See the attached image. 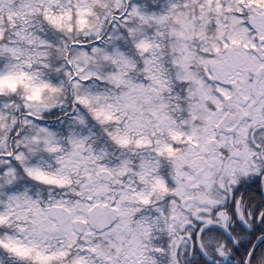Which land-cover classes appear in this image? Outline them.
<instances>
[{"label": "snow or ice", "instance_id": "snow-or-ice-1", "mask_svg": "<svg viewBox=\"0 0 264 264\" xmlns=\"http://www.w3.org/2000/svg\"><path fill=\"white\" fill-rule=\"evenodd\" d=\"M0 264H264V0H0Z\"/></svg>", "mask_w": 264, "mask_h": 264}]
</instances>
